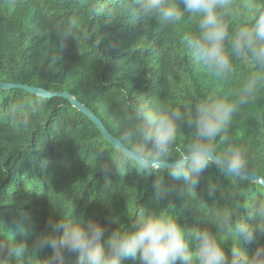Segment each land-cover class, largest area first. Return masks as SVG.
I'll return each mask as SVG.
<instances>
[{"label": "trees", "instance_id": "trees-1", "mask_svg": "<svg viewBox=\"0 0 264 264\" xmlns=\"http://www.w3.org/2000/svg\"><path fill=\"white\" fill-rule=\"evenodd\" d=\"M131 9V0H0V243L30 248L47 221L59 217L95 220L107 224L109 233L125 230L141 209L176 216L192 230L200 216L236 215L235 202L242 203L240 215L246 218L243 204L264 200V185L227 176L214 164L190 194L162 169L171 190L156 199L155 175L117 159L118 149L98 126L59 96L67 93L86 106L112 136L119 135L130 104L151 99L190 112L210 95L234 100L253 68L234 61L231 75L221 80L195 64L184 37L198 31L199 17L172 25L148 18L141 25ZM260 12L264 0H231L225 16L229 34ZM60 39L67 42L63 50ZM226 134L247 149L246 175L264 181V87L239 107ZM190 139L185 128L176 146ZM209 184L217 189L211 197ZM217 235L230 256L235 238L218 229ZM102 243L108 246V233ZM242 246L249 253L257 247L243 241ZM53 251L45 247L39 257L12 253L9 264H41ZM65 264H77L76 257L67 256ZM122 264L140 261L124 258Z\"/></svg>", "mask_w": 264, "mask_h": 264}, {"label": "clouds", "instance_id": "clouds-1", "mask_svg": "<svg viewBox=\"0 0 264 264\" xmlns=\"http://www.w3.org/2000/svg\"><path fill=\"white\" fill-rule=\"evenodd\" d=\"M230 3L231 0H131L132 15L141 25L148 18L172 25L184 17H199L198 31L186 35L184 41L193 62L213 77L226 80L233 72L234 61L249 63L253 68L232 101L210 95L195 102L190 112L151 99L129 105L119 135H109V140L118 149L117 159L130 166L134 161L149 175H155L156 199L171 190L164 182L162 169H167L174 181L182 182L188 194L195 193L201 174L210 165L227 176L248 173L247 149L231 142L226 133L239 107L249 103L258 88L264 87V12L251 17L249 25L230 35L225 20ZM66 44L60 39L59 49L63 50ZM185 128L191 132L190 142L178 147V133ZM102 168L106 172L107 164H102ZM216 190L209 184L208 197ZM241 204L233 203L236 215L221 211L213 212L207 219L200 216L192 230L180 225L176 216L142 209L125 230L116 228L110 233L107 224L91 219H49L45 231L30 248L24 242L0 243V264H9L12 253L39 257L45 247L54 251L51 257L40 259L41 264H65L67 256H75L77 264H122L124 258L137 257L140 264H264V244L260 243L264 238V200L243 204L248 210L246 218L240 215ZM217 229L235 238L230 256ZM106 233L107 247L102 243ZM242 241L256 243L254 252L249 253Z\"/></svg>", "mask_w": 264, "mask_h": 264}, {"label": "water", "instance_id": "water-1", "mask_svg": "<svg viewBox=\"0 0 264 264\" xmlns=\"http://www.w3.org/2000/svg\"><path fill=\"white\" fill-rule=\"evenodd\" d=\"M32 91H34L36 93H39L41 95L47 96V97H50V96H58V95L51 94V93H45L42 90L32 89ZM59 96H64L66 99L70 100L73 105H75L80 111H82L86 116H88L98 126V128L100 129V131L102 132V134L108 140L111 139L110 136H112V135L109 134L108 131H106V129L104 128V126L102 125V123L91 113L90 110H88V108L86 106L82 105L80 102H78L77 100H75L74 98H72L67 93L60 94ZM244 177L247 178V179H250V180L257 181L258 183L264 185V181L260 177L254 175V174H247Z\"/></svg>", "mask_w": 264, "mask_h": 264}]
</instances>
